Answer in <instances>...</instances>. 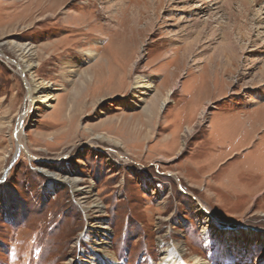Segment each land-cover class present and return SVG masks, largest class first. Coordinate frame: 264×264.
<instances>
[{"label": "rangeland", "instance_id": "374dc122", "mask_svg": "<svg viewBox=\"0 0 264 264\" xmlns=\"http://www.w3.org/2000/svg\"><path fill=\"white\" fill-rule=\"evenodd\" d=\"M0 52V264H82L98 223L119 264L158 263L159 239L222 264L199 204L264 236V0H0ZM228 264H264V238Z\"/></svg>", "mask_w": 264, "mask_h": 264}, {"label": "bare ground", "instance_id": "6f19581e", "mask_svg": "<svg viewBox=\"0 0 264 264\" xmlns=\"http://www.w3.org/2000/svg\"><path fill=\"white\" fill-rule=\"evenodd\" d=\"M262 1V0H261ZM242 5H245V0H239ZM17 62L16 66L19 68L21 74L29 73L34 67L35 63L33 62L32 48L28 44L17 45ZM1 54V52H0ZM15 63V62H13ZM27 86V101L30 105L36 106H48L51 105L50 102L53 100L52 90L50 87L45 86L44 83L36 82L35 80H26ZM152 88L151 82L146 78L137 77L135 80V90L141 92V96L144 97L147 95L149 89ZM37 94L39 96L37 97ZM143 98H141L142 100ZM140 100V99H139ZM164 104V102L162 103ZM32 108V110H34ZM38 109V107H37ZM26 116V113L19 116L17 121V148L19 150H25V147L20 141L23 130V121ZM97 138L105 139L113 144H119L118 140H113L103 135H98ZM180 147L179 150H181ZM178 150V152H179ZM48 171V170H45ZM48 173V172H47ZM46 173V174H47ZM58 181L63 182L70 186L71 190L77 192L79 196L78 202L80 205L85 203V200L89 198V188H80L78 187L79 181L76 178H71L68 175L53 174ZM91 210L97 213V217H101L102 207L100 203L93 201L89 206ZM90 210V211H91ZM86 211V210H85ZM197 217L201 222V234L203 238L215 244V257L218 258L219 262L222 264L231 263L234 258H237L239 255L244 254L245 248L251 249L257 240L260 242L263 240L264 236L260 232L251 231L247 227H240L239 229L230 230L223 229L220 227V224L216 219H214L210 212L206 210L201 204L198 205ZM95 229L98 228L100 235L97 237L96 241L93 243L95 247H91V256H88L87 259L82 260V264H119L116 259L107 252V236L109 227L106 223L103 224H94ZM83 236L86 240H89L88 236ZM157 247L161 250L162 258L156 264H187V261L183 260V254L185 252L184 245L179 242H172L170 244H165L162 239L158 240ZM243 256L240 258L242 261ZM191 264H210L208 261L202 260L197 257H192L190 259Z\"/></svg>", "mask_w": 264, "mask_h": 264}, {"label": "water", "instance_id": "95a60500", "mask_svg": "<svg viewBox=\"0 0 264 264\" xmlns=\"http://www.w3.org/2000/svg\"><path fill=\"white\" fill-rule=\"evenodd\" d=\"M18 151H19V150H18ZM14 161H15V159L12 160V162L10 163L9 166H12V164H13ZM9 168H10V167H9ZM6 172H7V171H6ZM6 172H5V174H6ZM5 174H4V175H5ZM3 179H4V178H3ZM211 216L213 217V215H211ZM213 218L216 219L215 217H213ZM216 220H217V219H216ZM217 221H218V220H217Z\"/></svg>", "mask_w": 264, "mask_h": 264}]
</instances>
